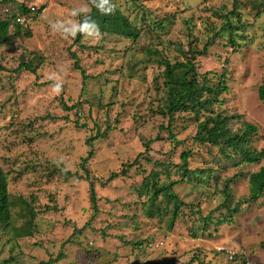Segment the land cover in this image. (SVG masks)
<instances>
[{
    "label": "rangeland",
    "instance_id": "obj_1",
    "mask_svg": "<svg viewBox=\"0 0 264 264\" xmlns=\"http://www.w3.org/2000/svg\"><path fill=\"white\" fill-rule=\"evenodd\" d=\"M85 2L0 0L2 19L16 15L21 5L47 8L33 21L30 37L13 24V46L0 47V164L10 176L13 203L11 228L0 227V264H39L59 255L54 264H190L196 256L204 264H227L230 252L245 256L248 264H264V198L244 205L233 225L204 223V217L217 220L228 214L217 208L225 181L236 174L239 178L231 185L235 201L248 197V177L264 160L245 164L233 153L227 160L217 147L195 143L197 123L186 114L177 116L174 132L181 143L174 144L168 119L157 114L166 98L159 60L174 63L191 44L203 50L210 43L208 55L197 58L199 73H215L218 77L210 78L216 83L228 72L223 110L241 116L230 124L231 130L246 122L257 126L250 149H264V103L259 99L264 85V0H114L142 29V37L84 39L90 50L75 45V39H62L50 27ZM238 15L245 27L242 38L233 37L239 43L233 50L229 33L221 29L227 17L240 26ZM70 50L87 79L75 69ZM31 61L38 67L36 75L18 69L21 62ZM54 72L63 77L59 93L50 87ZM64 104L77 110L67 112ZM98 131L104 138L90 147L87 142ZM157 137L151 152L138 158L145 143ZM92 149L88 168L100 209L95 216L89 182L62 173L83 175L81 160ZM190 150L189 168L214 173L217 179L205 178L206 185L192 176L175 187L189 206L171 229L172 205L164 215L147 218L142 208L147 199L139 197V189L152 171H160L165 182L181 180L182 172L172 163L181 164L182 152ZM137 158L139 165L126 176L106 183ZM161 164L170 166L169 172ZM31 208L36 214L34 235L17 237L31 220Z\"/></svg>",
    "mask_w": 264,
    "mask_h": 264
},
{
    "label": "trees",
    "instance_id": "obj_2",
    "mask_svg": "<svg viewBox=\"0 0 264 264\" xmlns=\"http://www.w3.org/2000/svg\"><path fill=\"white\" fill-rule=\"evenodd\" d=\"M114 3V0H113ZM31 6L21 5L18 8L16 15L10 17V19L0 18V47L13 46V36L10 34V30L13 24L18 30L26 31L27 36L30 37V28L34 20L38 17L36 15H30ZM45 6L41 7V9ZM40 9V10H41ZM24 15L28 20V27H21L17 23V15ZM91 15L101 26L102 31L106 36L121 37L124 39L137 41L142 37V29L133 25L129 18L124 15L117 7L116 11L112 15L104 16L101 15L95 8L92 9ZM240 26L235 27L230 18L227 17L226 22L222 26V32L227 31L231 37L230 45L233 50L239 48V43L235 40L234 36H241V32L244 29V23L242 22L241 16H236ZM13 21V22H12ZM165 25L163 23H157L156 27L164 30ZM240 33V35H238ZM84 38L77 36L74 40V44L80 46L83 50H90V47L84 45ZM210 43H207L203 50H198L193 44L190 45V49L182 53L183 59H178L174 63L169 60L161 59L158 64L162 71L163 89L166 91V98L162 99L164 102L163 106L159 107L157 114L163 118L168 119V127L170 140L174 144H180L177 135L174 132L175 123L179 115H191L193 120L197 123V132L194 137V142L199 143L201 146H214L217 147L219 153L222 154L227 160L232 158L230 153L238 155L242 158V162L245 164H260L264 160V149L257 151L250 149L251 138L258 134L259 129L257 126L250 123H244L242 128L238 131H232L230 124L234 120H238L241 116L228 115L223 110L226 105L224 95L229 92L228 86V72L224 71L220 76L219 80L214 83L212 82L211 76L217 78L218 76L213 72H206L205 74L199 73L197 58L206 57L209 52ZM70 56L75 60L74 66L76 70H79L83 74V78L87 79L84 70L79 65L78 56L70 50ZM38 57H35L34 61ZM34 61L21 62L19 70H25L34 75L37 74L38 67L34 66ZM43 62V59L40 60ZM259 99L264 103V85L259 89ZM67 112H73L77 110L76 105L68 107L66 104L63 105ZM104 136L98 131L97 135L91 137L87 145L93 146V142L102 139ZM160 137L150 140L145 143V152L141 153L138 158L149 154L152 150V145L159 141ZM264 140V137H262ZM193 152L183 151L180 159L181 164H173L179 172H182L183 178L179 181H162L160 171H152L143 180L141 188L139 189V197L146 198L147 201L143 203V212L147 218H155L157 214L163 212V215L167 213L168 205H172L171 215V229L175 226L176 221L180 218L182 209H186L189 205L184 203L175 191V187L181 184L184 180H188L192 176L199 177V180L206 185H209L210 181L216 180L214 173H201L198 169L192 170L189 168V162L192 158ZM94 156V150L88 152L86 158H82L80 168L83 171V175L78 172L73 173L62 169V173L66 178H76L78 180H85L90 184V203L93 210V216L98 215L99 209V198L95 189L94 179L91 176V172L88 168L89 161ZM136 159L132 163L123 165L124 168L121 173H112L107 179L106 183H110L120 176H126L129 169L139 165V159ZM160 169L167 170L169 172L170 166L161 164ZM167 171H165L167 173ZM205 175V177H204ZM168 176V174H167ZM205 178L209 181L206 182ZM239 178L236 174L233 178L226 180L225 187L222 190L223 201L217 210H225L227 215L217 220H212L210 217H204L205 226L213 224L216 227H222L226 225H233L235 218L241 213L244 205L250 203H257L264 198V166L256 173H252L248 177L249 184V195L248 197L235 201L233 190L231 185ZM204 179V180H203ZM205 181V182H204ZM201 182V183H202ZM10 176L3 169L0 164V227L6 229L12 226V207L13 203L10 200L9 192ZM161 200V202H160ZM166 204L163 207L164 203ZM31 220L27 223V227L21 231H17V237H31L34 235L33 221L36 218L34 210L31 208L30 211ZM199 215L202 217V211L199 210ZM212 237V235H209ZM61 259L59 255L56 259H52L49 262H40L39 264H54ZM198 262V264H204L200 261L198 256L194 257L192 263ZM190 263V264H192ZM9 264V263H5ZM227 264H248L247 259L243 255L235 254L233 258Z\"/></svg>",
    "mask_w": 264,
    "mask_h": 264
},
{
    "label": "clouds",
    "instance_id": "obj_3",
    "mask_svg": "<svg viewBox=\"0 0 264 264\" xmlns=\"http://www.w3.org/2000/svg\"><path fill=\"white\" fill-rule=\"evenodd\" d=\"M93 8L104 16L112 15L116 11L113 0H87V2L73 7L67 18L52 22L50 27L53 32L59 34L64 40H74L77 36L94 41L102 39L105 33L91 15ZM49 79L53 81L50 87L54 92L59 93L63 90V77L60 72L52 73Z\"/></svg>",
    "mask_w": 264,
    "mask_h": 264
},
{
    "label": "built area",
    "instance_id": "obj_4",
    "mask_svg": "<svg viewBox=\"0 0 264 264\" xmlns=\"http://www.w3.org/2000/svg\"><path fill=\"white\" fill-rule=\"evenodd\" d=\"M37 8V7H30V15H36V16H39L41 14H44L46 11H47V8ZM17 23L21 26V27H24V28H27L28 27V20L26 19V16L24 15H20L18 14L17 15ZM156 247H158V245H156ZM235 255L234 252H230L229 253V256H230V260L233 258V256Z\"/></svg>",
    "mask_w": 264,
    "mask_h": 264
}]
</instances>
